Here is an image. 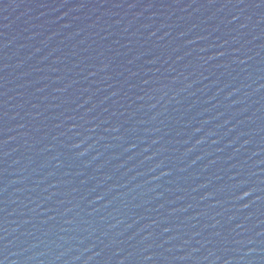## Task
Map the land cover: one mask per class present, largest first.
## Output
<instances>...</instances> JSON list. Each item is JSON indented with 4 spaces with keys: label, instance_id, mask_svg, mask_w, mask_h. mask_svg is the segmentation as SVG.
<instances>
[{
    "label": "water",
    "instance_id": "95a60500",
    "mask_svg": "<svg viewBox=\"0 0 264 264\" xmlns=\"http://www.w3.org/2000/svg\"><path fill=\"white\" fill-rule=\"evenodd\" d=\"M0 264H264V0H0Z\"/></svg>",
    "mask_w": 264,
    "mask_h": 264
}]
</instances>
